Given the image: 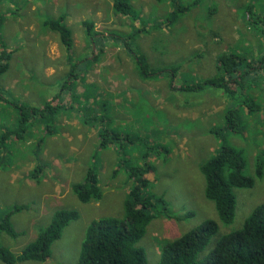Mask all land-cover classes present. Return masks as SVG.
<instances>
[{
  "label": "rangeland",
  "instance_id": "374dc122",
  "mask_svg": "<svg viewBox=\"0 0 264 264\" xmlns=\"http://www.w3.org/2000/svg\"><path fill=\"white\" fill-rule=\"evenodd\" d=\"M175 1L190 10L169 23V1L130 0L135 21L118 14L113 0H60L58 16L66 15V24L75 32L79 58L88 54L84 50L88 48L85 20L95 24L96 32L115 34L104 42L107 50L89 53L101 61L90 68L87 79L64 93L69 64L61 42H52L45 52V45L35 48L23 44L12 55L9 69L0 79L2 90L11 86V101L24 109L43 108L53 100L61 107L54 122L51 117V122L33 118L24 133H15L14 139H0V222L8 216L16 233L14 237L0 230V247L20 255L56 212L75 210L80 215L53 243L51 256L45 262L15 264H78L89 225L99 219L124 218L125 201L136 186L131 169L145 167L146 162L155 168L145 175L149 180L147 193L163 197L168 208L167 213H158L139 244L146 250L148 264L159 263L167 243L214 220L219 230L208 241L207 251L211 250L217 239L240 229L248 215L264 204V172L261 178L256 174L258 161L264 160V66L253 79H246L245 89L242 84H233L234 89L238 88L233 100L215 88L213 92L197 93L173 88L174 83L177 87L201 83L220 74L218 60L223 53L242 55L248 62L264 56V0ZM137 56H145L152 76L142 77L141 64L133 60ZM73 57L76 58L74 53ZM177 66L179 71L171 83V70ZM243 70L247 71L248 66L244 65ZM15 78L20 82H14ZM124 87L129 88L126 97ZM86 90L93 95L90 100ZM243 90L255 108L252 103L248 105L251 110L246 107ZM229 105L238 109L243 132L225 129ZM73 120L78 122L76 127ZM47 125L55 130L53 137L48 128L45 130ZM94 126L128 138L100 148ZM222 136L245 154V173L255 181L252 188L235 189L237 210L231 224L220 219L215 204L206 197V178L201 171V165L216 157L222 148ZM21 166L25 174L27 169L30 173L35 170L34 178H42L41 186L46 191L50 182L47 192H55V184L68 188L64 200L48 214L42 211L41 196L31 190L32 175L9 176L7 169L16 172ZM38 167L42 175L36 173ZM90 168L98 172L102 198L82 203L72 188L85 181ZM9 205L13 209L29 207L9 212L5 208ZM0 264L6 263L0 260Z\"/></svg>",
  "mask_w": 264,
  "mask_h": 264
},
{
  "label": "trees",
  "instance_id": "16d2710c",
  "mask_svg": "<svg viewBox=\"0 0 264 264\" xmlns=\"http://www.w3.org/2000/svg\"><path fill=\"white\" fill-rule=\"evenodd\" d=\"M157 1H169L172 6L168 18L169 23H175L182 14L190 10L189 7L182 6L179 1ZM194 5H197V2H194ZM113 7L118 14L130 17L131 19L134 18L135 21L137 20L130 0H113ZM45 25L59 34L60 41L66 48L69 64V72L66 77H69V79L64 83L62 92L71 90L74 88V84L78 83L79 80H83L81 73L85 74L89 71L91 65L95 61H98L100 57L95 56L91 60L88 56L83 58L77 56L79 60L74 59L73 50L75 49V44L73 32L66 25L65 15H61L57 19L47 20ZM83 25L87 44L92 48L93 54H95L98 48L106 46L104 42L110 39L111 35L104 36L96 32L95 24L88 20H85ZM94 47L96 48L93 51ZM12 55V53L6 50L0 53V76L5 74L9 69ZM260 58L259 66L263 69L261 63L264 65V56ZM133 60L141 64V72L139 73L143 78L153 75V71L151 72L146 63L145 56H137V59ZM244 65L248 66V70L241 72V68ZM251 67L252 62L247 64L246 57L232 52L230 54L223 53L218 60L220 74L205 78L201 83H183L178 87L174 83L173 88H178L179 91L194 93L215 88L219 91H224L233 100L238 91V88L234 89L232 87L233 84H242L241 88L245 89L246 79H253V76L249 77ZM178 71V66L172 68L171 83L176 79ZM86 94L89 100L93 96L88 90H86ZM244 95L246 96V93ZM85 101L86 105H88L89 101ZM11 102L14 104L13 101ZM245 102L246 107L252 103L251 107L255 108L253 100L249 97H245ZM60 105L53 100L46 103L43 108L29 107L24 109V107H18L16 110L19 116V129L16 132L11 131L13 133L8 134L12 136L19 132L24 133L25 129L28 128L27 125L33 123V118L39 121L51 122L49 121V117H51L52 122H54L57 110L61 107ZM15 107L17 106L15 105ZM229 107L228 109L226 107L225 129L233 133L243 132L238 109L236 107ZM250 108L249 110H251ZM94 127L97 128V126ZM47 128L49 134L56 133L53 127L51 129L50 125L45 126V130ZM97 130L100 148L115 145L121 139L128 138V135L124 136L110 129L103 131L97 128ZM216 133L219 134L218 131ZM6 136L8 135L4 134L2 139ZM222 137L223 142H225L222 148L216 157L209 159L201 165V171L206 178V197L215 204L220 219L225 224H231L234 222L237 210L235 189L252 188L255 181L253 177L245 173L247 166L245 154L229 145L227 139L224 136ZM128 141L133 143L130 139ZM144 166L131 169L136 186L125 201L124 218H104L93 221L89 225L81 246L78 264H148L146 250L139 244L147 235L149 225L156 219L158 213H167L168 208L166 203H164L163 197H155L147 193L149 180L145 175L146 173L153 172L155 168L149 162H146ZM41 171V167L36 168V173L40 174ZM263 172L264 160H260L257 164L256 174L261 178ZM137 173L138 176H136ZM98 184V172L94 168H90L86 174L85 181L75 184L73 190L82 203L99 201L102 198V190ZM159 204L162 205L161 210H158ZM24 208L26 207H15L13 211H21ZM79 217V213L75 210L56 212L50 224L39 232L37 239L30 243L20 255H15L9 249L0 247V260L6 264L25 261L45 262L51 256L53 243L62 236L64 229L72 221L78 220ZM0 230H6L14 237L16 235L14 228L8 220V216L0 222ZM218 230L219 224L214 220H209L190 230L181 238L167 243L163 247L158 264H264V204L256 207L248 215L240 229L223 235L214 242L213 248L207 251L208 241Z\"/></svg>",
  "mask_w": 264,
  "mask_h": 264
},
{
  "label": "crops",
  "instance_id": "0c3cea01",
  "mask_svg": "<svg viewBox=\"0 0 264 264\" xmlns=\"http://www.w3.org/2000/svg\"><path fill=\"white\" fill-rule=\"evenodd\" d=\"M59 1L60 0H0V53L3 50H6L8 52H11L13 55H15L18 51H20V46L23 44L33 45L35 48H39L45 45L46 47L43 49V51L45 52V50L49 48L52 42L59 41L58 34H54V32H52L51 29H48L47 32H44L43 29L44 23L47 20L55 19L61 15H64V14H60L58 16V11L60 8ZM72 32H73V39L75 44L76 43L74 37L75 32L73 30ZM102 35L108 36L106 33ZM47 41L49 42L47 43ZM85 41L87 43L86 35H85ZM106 46H101V47L99 46L100 48H98V50L100 49L107 50ZM95 48L96 47L93 48V51ZM84 50H85V54L88 51V54L86 56H88V58L92 60L93 59L92 56H89V53L90 55L93 54L92 48L88 45V48L86 49L84 48ZM77 51L78 50L75 44V49L73 50V53L76 55V58H74L75 60H79L77 59V54H76ZM260 59L261 58L258 57L257 60H253V59L250 60L254 64H252L249 77L256 75L257 71H259V73L262 72V69L259 66V62L261 61ZM100 61L101 59L99 58L98 61H95L93 65H95ZM246 63L248 64L250 62L246 60ZM93 65H91V67ZM261 66L263 67L264 65L261 63ZM241 69H243V67ZM243 71L241 70V72ZM88 72L89 71H87L85 74L81 73V77H83V80H79V81L83 82L85 79H87ZM2 77L3 75H1L0 79ZM14 82L16 83L20 82L19 78H15ZM125 90L128 91V93L125 94L126 97L129 94V88L124 87L123 91L125 92ZM204 92H213V91L207 90ZM11 94L14 95L11 92V86H5L3 90L0 87V127H1L0 139H2L4 134H7L9 138L12 137L14 139L13 135L10 136L8 133H13L11 131H16L18 126L20 125L18 124L19 116L16 110L18 107H15V105L11 102ZM118 94H120V92ZM16 96L18 97V95ZM73 122L76 127L78 125V122L76 120H73ZM84 123L87 124L86 122ZM55 134H52V137ZM66 137L70 138L71 141L73 140L71 136L66 135ZM22 169L23 167L21 166L16 172H14L13 168H9L7 169V171L9 173V176L16 177L19 174L22 173L25 174L24 171L22 172ZM27 170L28 172H26L25 175L28 178L30 175H32L31 177H33L32 179H34V182L33 183L31 182V190L35 196L36 195L41 196L39 200L42 203L41 204L42 211L44 214H48V212H51L53 208L57 207L64 200L63 197L64 194L68 191V188L62 189V186L60 184H55L54 182L55 192L54 191L47 192L49 187L52 186V184L48 182V186H47L48 188L46 191L41 186L42 178H39L38 176L34 178L35 170H33L32 173H30V169ZM20 171L21 173H19ZM47 199H49L48 206H46ZM25 207L28 208L29 206H25ZM5 208L9 212L10 211L12 212L14 210L10 205L8 207L5 206ZM2 209H3V205L1 202L0 210Z\"/></svg>",
  "mask_w": 264,
  "mask_h": 264
},
{
  "label": "clouds",
  "instance_id": "9594fccd",
  "mask_svg": "<svg viewBox=\"0 0 264 264\" xmlns=\"http://www.w3.org/2000/svg\"><path fill=\"white\" fill-rule=\"evenodd\" d=\"M55 19H57V18H55ZM66 25H67V24H66ZM44 27L48 28V27L45 25V23H44ZM48 29H50V28H48ZM56 33H57V32H56ZM57 34H58V33H57ZM58 35H59V34H58ZM59 42H61V41H60V36H59ZM65 50H66V48H65ZM10 53H11V52H10ZM66 53H67V52H66ZM67 75H68V74H67ZM63 93H64V92H63ZM57 100H58V99H57ZM14 104H15L17 107H19V108L22 107V106H19L18 103H15V102H14ZM150 224H151V223H150Z\"/></svg>",
  "mask_w": 264,
  "mask_h": 264
}]
</instances>
